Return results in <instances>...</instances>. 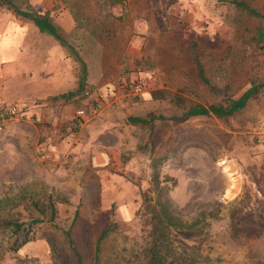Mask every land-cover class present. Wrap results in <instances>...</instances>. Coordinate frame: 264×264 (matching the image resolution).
I'll return each instance as SVG.
<instances>
[{
  "label": "rangeland",
  "instance_id": "rangeland-1",
  "mask_svg": "<svg viewBox=\"0 0 264 264\" xmlns=\"http://www.w3.org/2000/svg\"><path fill=\"white\" fill-rule=\"evenodd\" d=\"M108 1L11 0L22 11L47 10L77 56L0 5L7 18L0 23L2 57L30 61L29 68L40 66L49 80L48 88L38 79L19 82L15 92L5 89L4 105L32 100L48 115L38 122L34 148L30 139L14 144L9 128H0V218L24 214L23 199L41 194H50L57 210L51 222L24 223L29 240L15 252L8 248L14 236L0 232V264H94L95 242L106 224L111 229L98 244L95 264H142L130 218L137 185L150 187L154 160L170 209L186 221L198 219L194 228L170 232L189 264H264V83L225 120H177L172 115L180 110L169 98L206 105L220 97L196 77L189 39L199 43L205 73L227 83L232 96L250 79L264 80V54L250 40L264 26V0H245L258 16L216 0ZM82 66L85 78L78 86ZM128 73L142 75L149 86L136 95L127 92L121 79L128 80ZM30 93L54 95L25 100ZM92 102H99L98 112L70 125L74 110ZM149 114L155 116L150 124L128 120ZM96 155L104 161L93 162ZM228 164L238 179L230 193ZM232 212L240 221L236 236L229 226Z\"/></svg>",
  "mask_w": 264,
  "mask_h": 264
},
{
  "label": "trees",
  "instance_id": "trees-1",
  "mask_svg": "<svg viewBox=\"0 0 264 264\" xmlns=\"http://www.w3.org/2000/svg\"><path fill=\"white\" fill-rule=\"evenodd\" d=\"M216 1L228 2L239 11H244L248 15L258 16L257 11L250 7L245 0ZM120 2L121 0L108 1L110 5ZM0 5L26 17L33 22L39 32L51 35L66 48H72L69 45L70 43L61 35L58 27L52 22L47 10L29 9L28 11H22L19 10L11 0H0ZM250 40L252 44L264 54V26L256 28ZM188 43L189 54L194 64L196 77L204 84L208 92L220 95V97L214 102L203 105L176 95H171L169 98L173 99L170 101V104L180 110L179 116L172 115V118L181 120L187 117L213 115L216 118L225 120L242 111L248 101L259 92L264 80L260 81L257 79V81H254L250 79L247 87L238 95L232 96L228 93L229 85L227 83L220 85L217 81L213 80L210 75L205 73V68L200 60V53L198 51L199 43L193 39H189ZM72 49L74 50V48ZM72 49L71 54L76 55L75 50L73 51ZM73 57L77 58L75 56ZM84 78L85 71L82 66L80 67L78 86H82ZM163 92L164 91H159V94L164 96ZM154 117L152 114H149L146 118L141 116H130L128 120L133 124H150ZM156 118L163 119L164 117L162 115H156ZM158 162L156 160L153 161V172L149 179L150 187H143L138 184V189H135V197L133 198L136 207L132 211L130 221L136 226L139 235L142 264H189L192 259H188L187 255L184 253L180 254L177 252L176 246L170 237V232L171 230L194 228L198 219L194 218L190 221H186L178 213L170 209L169 202L164 195L167 189H164L158 181V173L155 169V164ZM23 200H25L23 205V209H25L24 214H22L21 211H17L16 216L0 218V232L8 229L9 235L14 236L13 240L10 241L8 245V248L13 252L29 240L27 231L23 229L24 223L28 226H33L42 221L51 222L57 216V210L54 205L55 199H53L50 194L29 196ZM233 213L234 212L230 214L229 226L232 236H236L239 234L237 226H239L238 224L240 221L239 219L236 220V214ZM110 229L111 225L106 224L97 236L94 264L96 262L98 244L103 240Z\"/></svg>",
  "mask_w": 264,
  "mask_h": 264
},
{
  "label": "crops",
  "instance_id": "crops-1",
  "mask_svg": "<svg viewBox=\"0 0 264 264\" xmlns=\"http://www.w3.org/2000/svg\"><path fill=\"white\" fill-rule=\"evenodd\" d=\"M6 14L0 12V23H3L4 25L5 22H7V18L5 17ZM24 17V16H23ZM26 18V17H24ZM27 19V18H26ZM17 46V44L15 45ZM25 62H18L17 60H15L14 58H10V60L7 62L5 60L4 57H2L1 52H0V108H2L4 106L5 99L6 96L4 94L6 87L8 88H12L13 92H15V88H17L19 90V85L20 83H28V82H32V81H36L39 79V81H41L42 83H46V87L48 88V73L46 72L45 75H42V71L43 68L36 67V70L34 69H30L29 68V63ZM40 68V69H39ZM132 69H130L129 71H131ZM57 71V70H56ZM134 73H140L139 70H135L133 71ZM42 75V76H41ZM41 76V77H40ZM61 76V73H59L58 71L55 74V79L58 81L59 77ZM124 77H128L129 79H132L134 77H138V76H142V75H136V76H132L131 73H128V75H123ZM118 78V76L116 77ZM53 80H55L54 78H52ZM20 82V83H19ZM49 91V89L47 90ZM18 93V92H16ZM50 93L45 94V96L43 94H34V93H30L28 96L29 97H25V100L31 99V98H35V97H45L48 98L50 96H53L52 94L49 95ZM19 97V96H16ZM48 101H46L45 104H47ZM15 104V103H14ZM34 104V102L32 100H26L24 103H17L16 105L19 106V112L9 118L6 122V124L3 126L5 129H8V138L14 143H21L23 141H26V139H30L32 141V146L33 148L35 147L37 140L39 139L40 136V131H39V124L38 122L41 121L43 118H45L48 115V111L46 112L45 110H47L48 108H36L35 106L31 105ZM7 105V104H5ZM39 113V119H34V116L37 115ZM50 114V112H49ZM28 117H30L28 119ZM31 119V120H30ZM38 120V121H37ZM60 121V119H59ZM2 127V128H3ZM1 128V129H2ZM42 137V136H41ZM3 138V137H2ZM15 149V148H14ZM22 151V150H21ZM17 157H19V151L17 149H15ZM25 154H27L28 156H31V153L28 151H24ZM29 158V157H28ZM103 157H98L96 155V157H92L93 162L95 163H100L103 162L104 159H102Z\"/></svg>",
  "mask_w": 264,
  "mask_h": 264
},
{
  "label": "built area",
  "instance_id": "built-area-1",
  "mask_svg": "<svg viewBox=\"0 0 264 264\" xmlns=\"http://www.w3.org/2000/svg\"><path fill=\"white\" fill-rule=\"evenodd\" d=\"M127 92L136 95L144 91L149 86V81L145 77H138L134 80L121 79ZM100 108L99 102H92L84 109L78 108L73 112V117L69 122L70 125L74 124V120L83 119L87 116H92L98 112ZM19 112V107L16 104H7L0 108V128L4 126L6 121L15 116Z\"/></svg>",
  "mask_w": 264,
  "mask_h": 264
},
{
  "label": "bare ground",
  "instance_id": "bare-ground-1",
  "mask_svg": "<svg viewBox=\"0 0 264 264\" xmlns=\"http://www.w3.org/2000/svg\"><path fill=\"white\" fill-rule=\"evenodd\" d=\"M226 171L230 172L231 176H230V180H231V183H230V186H229V193H230V190H235L237 188V178L234 177V167L231 165V164H228L226 167H225Z\"/></svg>",
  "mask_w": 264,
  "mask_h": 264
}]
</instances>
